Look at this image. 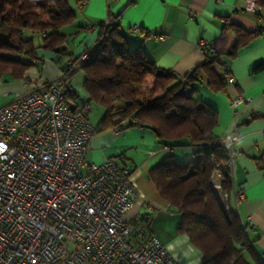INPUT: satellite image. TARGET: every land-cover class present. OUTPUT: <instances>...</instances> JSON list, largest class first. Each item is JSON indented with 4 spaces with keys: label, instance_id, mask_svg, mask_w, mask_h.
Listing matches in <instances>:
<instances>
[{
    "label": "built area",
    "instance_id": "2783aa9c",
    "mask_svg": "<svg viewBox=\"0 0 264 264\" xmlns=\"http://www.w3.org/2000/svg\"><path fill=\"white\" fill-rule=\"evenodd\" d=\"M244 9L264 18L255 0H244ZM119 22V16L107 15L103 25ZM130 28L145 32L138 24ZM95 29L100 26L86 27ZM199 45L217 56L205 40ZM89 53L69 57L59 79L38 78L36 87L0 107V264H182L152 232L148 215L126 218L139 198L132 171L113 157L87 160L97 132L89 120L90 104L74 107L65 93ZM225 72L228 83L236 84ZM250 101L240 94L230 105L236 109ZM236 140L228 135L218 141L232 182ZM213 180L221 194V175L216 172ZM236 192L234 187L238 213L245 196ZM241 225L248 236L253 223Z\"/></svg>",
    "mask_w": 264,
    "mask_h": 264
},
{
    "label": "trees",
    "instance_id": "16d2710c",
    "mask_svg": "<svg viewBox=\"0 0 264 264\" xmlns=\"http://www.w3.org/2000/svg\"><path fill=\"white\" fill-rule=\"evenodd\" d=\"M255 1L264 8V0ZM74 17L70 0H0V79L24 80L27 71L38 65L35 60L44 59L34 43L36 33L42 36L45 50L70 55L68 36L61 28ZM99 26L96 48L89 50L80 65L85 72V101L104 108L97 131L150 128L160 144L193 148L191 160L179 163L170 153L148 172L158 192L180 214L177 231L186 234L201 252V264H263L234 206L228 158L219 148L221 137L215 132L219 114L194 96L195 83L206 82L215 92L227 86L229 74L214 70L217 56L207 54L206 60L192 71L177 75L157 67L141 46L131 47L120 23L104 26L102 22ZM228 28L236 37L227 54L230 58L260 34L233 24ZM263 68L264 60L251 72ZM78 97L71 90L65 93L69 104V98ZM255 159L264 169V154ZM216 172L221 175L220 191L226 196L225 203H221L213 186Z\"/></svg>",
    "mask_w": 264,
    "mask_h": 264
},
{
    "label": "crops",
    "instance_id": "0c3cea01",
    "mask_svg": "<svg viewBox=\"0 0 264 264\" xmlns=\"http://www.w3.org/2000/svg\"><path fill=\"white\" fill-rule=\"evenodd\" d=\"M70 5L75 17L61 28L63 34L75 35L73 48L68 44L70 55L38 51V55L45 59L27 71L26 79L4 82L1 78L0 96L5 93L12 95L0 99V107L12 102L21 92L36 87L38 78L47 82L59 79L67 58L76 57L87 49L93 50L100 29L87 31L86 27L99 25L107 15L120 17L121 30L128 35L131 47L141 46L157 67L172 70L177 75L192 71L206 60L207 53L199 45L201 40H205L217 55L218 62L213 66L215 72L223 74L227 70L237 83H228L218 92L206 82L195 83L194 96L219 114L216 134L237 137L233 182L236 191H242L245 196L239 203L237 215L241 221L253 223V227L248 229V237L264 264V169L255 159L264 154V68L251 72L264 60V18L246 11L244 0H82L80 3L70 0ZM134 24L143 27L145 32H130ZM229 24L248 32H260L239 49L235 58L227 55L236 42ZM68 87L79 97L87 95L79 79L76 84L69 81ZM240 94L250 97L251 101L233 109L231 100ZM79 97L73 105L79 106L87 99L79 100ZM170 153L179 163L191 160L194 155L189 145L170 148L160 144L150 128L134 127L123 132L108 129L95 133L87 160L99 163L113 157L121 166L128 167L133 173L139 198L126 218L136 220L148 215L152 232L179 262L201 264V252L191 244L186 234L177 231L180 214L173 211L169 201L149 179L150 168Z\"/></svg>",
    "mask_w": 264,
    "mask_h": 264
},
{
    "label": "rangeland",
    "instance_id": "374dc122",
    "mask_svg": "<svg viewBox=\"0 0 264 264\" xmlns=\"http://www.w3.org/2000/svg\"><path fill=\"white\" fill-rule=\"evenodd\" d=\"M71 1H74V0H71ZM74 38H75L74 34L68 36V40H67L68 50H69V46L70 45H72V48H73V39ZM34 43L38 47V51L39 52L44 51V52H51V53H54V54H58L57 52H54V51L45 50L42 47L43 40H42V36L39 33L35 34ZM68 44H69V46H68ZM132 47H134V46H132ZM95 48L96 47H94L93 50H95ZM43 58L45 59V57H43ZM33 67H36V66H32L31 68H33ZM84 74H85L84 70L83 69H79L78 71H76V73L74 74L73 78L70 80V83L74 82V84H76L77 79L81 80L82 88H83L84 92L86 93V90L84 88V83H83V80H85ZM74 77H75V79H74ZM3 81L4 82H8V81H13V80L5 78V79H3ZM10 95H12V93L11 94L10 93H5V94H3V96H0V99L5 98V97L8 98V97H10ZM85 95L86 94H84V96ZM84 96H80L79 100H83L84 98L88 97V95H86L85 97ZM69 102L72 104V103H75V100L69 98ZM103 113H104V108L101 105H99V104H97L95 102H91L89 114H90V121H91L92 124H94V125L98 124V122H99L100 118L102 117ZM217 193H218V197H219V200L221 201V203H225L226 196L225 195H221L218 191H217Z\"/></svg>",
    "mask_w": 264,
    "mask_h": 264
}]
</instances>
